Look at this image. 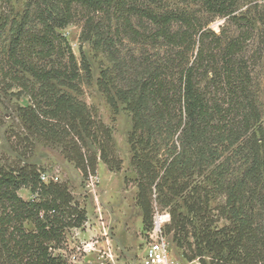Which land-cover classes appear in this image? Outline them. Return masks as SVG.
<instances>
[{
	"label": "trees",
	"instance_id": "16d2710c",
	"mask_svg": "<svg viewBox=\"0 0 264 264\" xmlns=\"http://www.w3.org/2000/svg\"><path fill=\"white\" fill-rule=\"evenodd\" d=\"M12 1L0 0V100L28 102L6 134L17 158L0 157V264H68L58 250L87 220L67 183L42 180L43 168L27 161L36 141L57 144L84 180L99 161L122 168L112 126L80 98L93 81L90 63L62 32L76 20L80 44L109 63L99 67L98 90L113 114L121 103L131 117L142 230L157 201L186 261L264 264V85L261 101L243 56L255 21L264 33V15L236 16L239 0H26L21 13ZM169 2L196 4L239 32L202 31L194 13ZM215 195L222 202L211 206Z\"/></svg>",
	"mask_w": 264,
	"mask_h": 264
},
{
	"label": "rangeland",
	"instance_id": "374dc122",
	"mask_svg": "<svg viewBox=\"0 0 264 264\" xmlns=\"http://www.w3.org/2000/svg\"><path fill=\"white\" fill-rule=\"evenodd\" d=\"M25 1L13 0L12 6L14 12L21 13ZM169 5L185 12L194 13L203 25L202 31L210 29L216 34L223 31L230 36L237 35L239 32V27L235 23L226 22V18L224 17L212 16L204 12L196 4L169 2ZM234 14L247 18H257L259 14L264 15V0H239L238 8ZM81 26L82 22L76 20L62 30L76 57L79 59L80 52L82 51L90 63L93 81L90 85L82 86L83 92L80 98L87 104L95 105L101 119L112 126V136L115 147L122 158V168L120 171H110L104 163L99 161L97 175L84 180L73 163L60 154V147L57 144L45 145L39 141H36L33 155L27 161L34 162L43 168L42 174L45 181L54 180L67 183L73 196L80 201L81 205L85 206L87 220L82 227L71 229L68 232L70 239H88L92 235L93 230H95V226L98 225V217L101 214L105 224L112 232L115 244L123 245V248H127L131 252L139 253L144 246L143 237L145 232L141 228V213L135 205L134 200L136 186L132 183V179L135 178V173L130 165L131 152L127 142V134L132 127L131 117L123 109L121 103H119L117 114H113L104 96L98 90L96 80L99 76V67L100 65L108 66L109 63L101 53H96L92 50L88 42L80 44ZM254 26L255 30L244 47L243 56L249 62V68L258 91L259 100L262 101L264 85V33L261 32L262 27L259 22L255 21ZM126 47L134 52H137L140 48L132 43H127ZM27 102V98L25 97L16 99L11 96L2 95L0 113L4 117V123L0 125V157L4 159L17 158L15 152L10 148L6 134L14 124L18 123L16 106L26 105ZM124 178H127V184L124 182ZM18 193L25 199L30 197V193L26 188L19 189ZM176 201L181 203V199L179 198ZM219 202H222V197L215 195L210 201V205L214 206ZM154 206L161 209L157 201L153 203V209ZM161 210L167 211L166 209ZM169 239L172 242L170 247L173 255L183 263L187 262L182 258L181 251L172 241L171 234H169ZM205 260H208V256L205 257ZM189 263L201 264L197 258Z\"/></svg>",
	"mask_w": 264,
	"mask_h": 264
},
{
	"label": "built area",
	"instance_id": "2783aa9c",
	"mask_svg": "<svg viewBox=\"0 0 264 264\" xmlns=\"http://www.w3.org/2000/svg\"><path fill=\"white\" fill-rule=\"evenodd\" d=\"M41 179L44 180L43 174ZM169 220L167 211L154 206L152 226L145 231L144 246L138 253L113 242L112 232L100 214L98 225L88 239H70L67 232L64 247L58 253L68 264H190L189 261L183 263L172 253V242L165 231Z\"/></svg>",
	"mask_w": 264,
	"mask_h": 264
},
{
	"label": "crops",
	"instance_id": "0c3cea01",
	"mask_svg": "<svg viewBox=\"0 0 264 264\" xmlns=\"http://www.w3.org/2000/svg\"><path fill=\"white\" fill-rule=\"evenodd\" d=\"M115 239L113 238V242L115 243V241H114ZM117 245V244H116ZM117 246H119L120 248H123L124 246L123 245H117Z\"/></svg>",
	"mask_w": 264,
	"mask_h": 264
}]
</instances>
